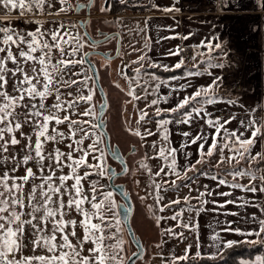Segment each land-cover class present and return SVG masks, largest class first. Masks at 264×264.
Here are the masks:
<instances>
[{"label": "snow or ice", "instance_id": "6c2138e0", "mask_svg": "<svg viewBox=\"0 0 264 264\" xmlns=\"http://www.w3.org/2000/svg\"><path fill=\"white\" fill-rule=\"evenodd\" d=\"M92 2L93 0H89L88 5H73L70 0H0V264H125V257L121 255L125 242L117 238V233L121 232V220L116 218L114 209L117 205L113 200V193L101 191L103 185L99 180L90 179L106 174L111 179L115 175L111 168L105 165L104 150L98 147L102 142L101 137L95 136L84 127L89 125L95 129L99 125L93 124L91 120L73 118L95 117L97 108L102 113L106 107L100 103L85 108L82 112L77 110L81 102L91 104L93 101L95 89L89 86L93 77L81 71L88 63L85 60L88 53L82 52V49L86 44L95 49L97 43L92 41L89 44L79 31L73 35V29L78 28L75 24L66 25L55 20L45 22L40 18L45 14L54 17L73 8L78 10L90 7ZM120 2L127 3V0ZM261 7H264V3ZM107 10L100 8L101 12ZM173 10L179 11L174 8L164 9L167 12ZM13 12L17 14V18L32 24L33 29L18 30L13 26ZM201 46L205 47L209 54L221 48L220 43L213 45L211 41H202L201 45L193 47ZM181 51L182 49L178 48L169 55L179 56ZM203 55L204 53L197 52L191 57L195 71L186 70L183 76L174 75L161 79L155 73L145 71L144 76L148 79L144 80L143 85L140 80L144 66L140 64V67L135 69L136 86L143 87L146 94H151L149 88L158 93L161 85L171 87L173 92L185 91L190 85L171 86L170 81L212 75L208 71L209 68L223 67V64H213L211 55L207 60L196 63L197 56ZM144 59L145 57L141 56L133 63ZM184 64V59H180L172 67L155 63L149 66L174 71L182 68ZM200 64H207V67L201 70ZM220 79L217 77L212 84L194 89L192 93L180 98L173 107L157 106L161 102L168 103L169 96L165 95H157V98L146 105L147 108L157 106L154 115L159 118L155 125L160 133V143H152L151 148L155 155H146L145 159H158L162 163L155 172L147 163L141 162L140 167L145 169L150 177H159L161 174L176 177L171 181L161 182L152 179L149 185L155 190V196L154 205L148 207L157 226L161 220L170 219L177 221L178 227L197 232L199 224L195 217L206 210L203 205L208 203L203 197L213 193L208 185H203L204 191L195 189L198 195L192 196V185L198 176H210L212 180H217L216 175H211L210 171L198 166L219 168L227 161L232 169L227 174L233 181L237 178L248 180L246 184L234 182L230 185L231 188L264 193V146L254 151L258 147L257 142L264 137V116L256 115L257 110L254 108L247 119L239 121L240 128L232 130L226 125L237 119L234 114L213 117L207 106L221 101L215 91ZM152 81L156 82L154 86ZM129 89L127 95L133 100L146 98L136 94L131 82ZM148 115L146 110L141 109L137 123L144 121ZM196 121H202L213 131L205 133L201 130L196 134L183 131L181 135L186 138L185 142L180 148L171 147L168 125L175 123L191 126ZM61 126L64 130H61ZM129 131L141 140L156 134L150 129H145L143 134L139 130ZM246 132L249 134L245 135ZM86 140L91 143L85 145ZM189 145H197L199 158L194 163L178 165L177 153ZM225 149L230 155H224ZM217 151L219 159L213 165L211 159ZM97 152L100 153L98 156L95 155ZM112 154L114 158L119 159L115 151ZM184 155L187 158L190 153L185 152ZM233 161L235 165L247 162L248 167H236L232 164ZM124 171H127L126 167ZM189 173L194 175L190 176ZM178 180L188 183L178 184ZM226 183L225 179L218 181L219 185ZM85 184L88 185L87 191ZM164 185H168V188ZM181 187L189 188V195L162 203L165 198L160 195L161 190L179 191ZM219 194L231 195L228 192ZM192 200L198 201L201 206L193 205ZM240 201V207L250 203L243 198H240ZM226 203L232 204L236 201L228 200ZM173 206H179V210H174ZM166 209L172 211L171 216L156 215V212L163 213ZM261 210L264 211V208ZM185 213L189 215L185 217ZM113 219L115 224L109 222ZM252 219L258 224V231L247 235L260 236L264 233V218L253 216ZM113 228L115 232L112 231ZM161 234L185 238L182 232L177 233L172 228L164 229ZM211 239L219 252V235L214 234ZM234 243L236 242L226 241L224 246L231 248ZM192 248L189 244L184 254L173 256L169 264L202 258L199 244L197 243L194 254ZM250 264H264V256H256Z\"/></svg>", "mask_w": 264, "mask_h": 264}, {"label": "crops", "instance_id": "0c3cea01", "mask_svg": "<svg viewBox=\"0 0 264 264\" xmlns=\"http://www.w3.org/2000/svg\"><path fill=\"white\" fill-rule=\"evenodd\" d=\"M262 3L264 0L142 1L143 5L148 6L140 9V12L133 16L137 15L142 17L141 20L143 19L142 25L146 29V37L144 38L146 41L149 40V47L146 50L150 63L172 67L180 59H184L185 65L192 66L194 62L185 56V51L192 49L194 54L197 52L204 53L203 56H197L195 61L197 63L214 53L215 58L213 59L218 60H214L212 63L223 64V67L209 68L208 71L212 75L205 74L188 77L187 80L170 81L171 86L190 85L185 91L173 92L171 87L161 85L157 95L169 96V101L167 104L161 102L159 107H173L184 95L192 93L194 89L201 86H208L212 84L214 79L220 77L219 86L215 89L216 93H227L231 98L207 106L213 117L234 114L237 119L226 125L228 129L232 130L239 129V121L247 119L250 111L254 108L257 110L256 115L264 116V7H261ZM166 8L179 9V11L167 12L164 11ZM125 24L127 25V23ZM134 26L133 23L128 24V27ZM129 30L127 34H124L126 42L127 37L132 38L130 37L131 29ZM185 36L188 39H183ZM202 41L205 43L211 41L213 45L220 43L221 48L209 54L203 46L193 47L201 45ZM127 44L135 45L131 42ZM130 45L127 48L130 55L128 59L133 58L130 52V49L131 51L133 49ZM178 48L182 49L179 56L169 55L170 52ZM136 52L138 54V48H136ZM226 57H229V62L226 61ZM200 68L203 67L200 65ZM131 70L134 72L133 69ZM156 75L161 79L170 78ZM115 90L121 95L125 94L118 87H115ZM130 98L129 96L128 99ZM228 101H235L236 103L231 104ZM169 128L170 141L174 148H180L181 144L185 142L186 138L181 135L183 131H189L192 134L201 130L205 133L213 131L207 128V125L203 124L202 121H196L191 126L173 123L169 125ZM248 134L245 133V135ZM257 144L258 147L254 151L260 150L261 146H264V137ZM185 152L190 153L187 158L184 155ZM198 158L197 145H189L177 153V163L181 166L189 162L194 163ZM200 177L201 182L208 185L213 193L211 196L205 195L203 197L208 201L207 204L203 205L206 210L195 217L199 224L196 247L198 243L202 255H217L225 247L224 242L226 241H256V235H247V233L258 231L259 226L253 221V216L258 219L264 218V211L261 210L264 208V193L260 191L256 193L245 192L241 189H233L227 183L219 185L218 179L214 181L209 176ZM221 192H228L231 195L222 196L219 194ZM240 198L246 199L250 203L240 207ZM228 200H235L236 203H226ZM231 213H237V215ZM225 229H238L239 231H226ZM214 234H218L220 238L219 252L211 239Z\"/></svg>", "mask_w": 264, "mask_h": 264}, {"label": "rangeland", "instance_id": "374dc122", "mask_svg": "<svg viewBox=\"0 0 264 264\" xmlns=\"http://www.w3.org/2000/svg\"><path fill=\"white\" fill-rule=\"evenodd\" d=\"M120 2V0H115ZM143 0H127L128 7L125 6V9H122L123 13L129 14L127 19H124L122 22L121 17H113L114 21L113 24L115 26L121 27L122 32L127 34L128 30L131 29L130 32V37H127V42H125V48L123 49L122 53L114 58V59H103L100 62V66L102 67V74L109 75L110 78V83L113 84L112 88L113 93L111 96H113V106H112V121H111V127H112V133L114 135L113 139H117L120 143L127 142L129 138H134L135 142L137 143V152L135 155L129 158L130 162V170L125 178V180H128L130 182V188L132 190V195L134 196V199L136 201V211L134 212L133 215V222L135 224V228L138 230V232L141 237L146 240V247L147 251L145 254V259L143 260L145 263L144 264H169V261L173 256H181L184 254L185 248L191 244L193 246L192 248V254H194L195 249H196V238H197V232H189L187 229L178 227V222L177 221H172L170 219H164L161 220L160 225L157 226L156 222L153 218V213L149 210V205H154V196H155V190L153 188H150L149 185L151 184L152 179H155L157 182H161L162 180H168L171 181L173 179H176L175 176H164L161 174L159 177H150L148 172L140 167V163L144 162L149 165L150 168H152L153 172L158 171L159 166L161 165V161L158 159H145V156H154L155 153L153 152L151 145L153 142H156L157 144L160 143V133L157 132L156 130V125L155 121L159 118L155 117L154 115V110L155 107L157 106H152L151 108H147L146 105L149 104V102L152 99L157 98V93L153 92L151 88H149V93L151 94H146L143 90V87H137L135 83L136 79V72L135 69L137 67H140V64H143V68L141 69V77L142 79L140 80L141 85H143L144 80H147L148 77L144 76V72L147 71L149 68H151L149 65L151 64L149 62V57L147 54V50L149 47V40H145L144 37H146V29L142 25V17L139 16H133L137 13L140 12V8H142L141 5ZM107 2L111 3V6L114 2V0H100L101 7L106 8L108 5ZM70 3H72V0H70ZM74 5V4H73ZM130 5V6H129ZM100 7V8H101ZM109 12V11H108ZM0 14H2V10H0ZM65 16L71 15V18H62V16H48L45 14L44 16L40 17L42 20L45 22H51L53 20L58 21V22H64L66 25L67 24H75L78 26L77 29H73V35L76 34L77 31H79L80 35H84L83 31L81 30V27L79 23H77L76 19H85V14L84 12L81 13L78 17L76 16L75 8L73 10L68 11L67 13H62ZM76 16V17H75ZM110 17V16H109ZM112 18V17H110ZM117 19V20H116ZM11 21L13 26L17 27L18 30H32L33 25L28 24L24 22V19H17V14L15 12L12 13L11 15ZM77 23V24H76ZM127 23V25L125 24ZM135 24L134 27H128V24ZM49 26H53L49 24ZM123 27V29H122ZM130 31V30H129ZM85 40L88 41L90 44V41L85 37ZM128 42L135 43V45H130L132 46L131 48L133 49L131 52V55L133 58L128 59L130 57L127 48ZM85 46L88 47L86 44ZM136 48H138L139 52L137 54ZM147 48V50H146ZM214 54V53H213ZM211 54L212 61L218 60V59H213L215 58L214 55ZM144 56L145 59L142 61H139V63H133L134 61H138L139 57ZM209 57V56H208ZM208 57L203 58L205 60L208 59ZM226 61L229 62V57H226ZM197 63V62H196ZM193 64V63H192ZM203 68L205 67L206 64H200ZM202 68V69H203ZM90 68L85 64L81 71L86 72L88 76L92 77L91 71L89 70ZM134 72H132V70ZM79 79H82V77H79ZM131 82L132 88L135 89V92L137 95L142 98L140 100H133L132 97L130 99L129 96H127L129 89V84ZM154 86L156 83L155 81L151 82ZM119 85L118 89H121L125 94L119 95L117 94L115 87ZM89 86L94 88V80L89 81ZM115 86V87H113ZM105 90L108 94V87H105ZM85 94H87V89H85ZM120 105V106H118ZM94 106V103L92 101L91 104H84L83 102L80 103V109L78 111L82 112L85 110V108L92 107ZM144 109L148 112V116L145 118L144 121H141L139 124L137 121L139 120L140 116V110ZM81 120H91L93 124H95V117H82L78 116ZM86 127L89 129L90 132H93L95 136L101 137V143L98 145V147L105 152V161H109V155L106 151L105 147V140L104 137H102L100 131L97 129L90 128L89 125H86ZM169 128V125H168ZM131 130H139L142 134L144 133L145 129H150L152 132L156 133L154 136H146L144 140H141L139 136L132 135V132L129 131ZM61 130L63 128L61 127ZM170 130V128H169ZM128 134V135H125ZM94 136V138H95ZM170 139V137H169ZM88 143H91V141L88 140V142H85V145ZM172 147V145L170 144ZM126 151L129 150L130 148L125 147L124 148ZM100 153L97 152L95 155H99ZM225 156L230 155L227 149H225ZM219 159V152L216 153V155L211 159V163L214 165L216 161ZM233 165H235V161L232 162ZM106 165V162H105ZM224 165V167H222ZM236 167H244L247 168L248 164L247 162H241V165H235ZM204 168L205 171L209 170H214L216 173H220L222 176L232 179L230 175H228V171L232 170L231 166L227 161H225L223 164L220 165L219 168H212L209 169L206 165L201 166ZM167 170V169H166ZM22 174V172L20 173ZM190 176L194 175V173H189ZM90 179H98L100 184L103 185V188L101 191L103 192H109L111 189L108 186V179H107V174L103 177H90ZM233 180V179H232ZM201 177L198 176V178L195 180V183L192 185L193 191L191 192L192 196H197L198 191L195 189H198L199 191H204L203 188V182H201ZM236 181H241L243 184L248 183L247 178H237ZM178 184L180 183H188L187 181H177ZM165 188H168V185H164ZM85 189L87 191L88 185L85 184ZM160 195L164 196V201L162 203H167L168 200L171 199H176L177 197L182 198L185 195H189V188L187 187H181L179 191H176L174 189H169L168 191H163L161 190ZM116 196L113 195V200L116 203ZM143 198V199H142ZM191 203L194 205L196 203V206L199 207V203L196 200H192ZM117 204V203H116ZM174 210H179V206H173ZM186 207V206H185ZM116 213V218L119 219L118 215V209H114ZM156 215L163 216V217H169L172 215V211L166 209L163 213L156 212ZM189 214L185 213V217H187ZM154 220V221H153ZM112 224H115V220H110L109 221ZM172 228L175 232L180 233L182 232L184 234V239H180L179 237H174L172 235H162V231L164 229ZM135 229V230H136ZM113 232H115V228L112 229ZM154 235V237H150V235ZM117 238L118 239H123L124 240V251L121 255L125 257V264L131 253L135 250L134 245L129 239V236L125 230L124 224L121 221V232L117 233ZM115 241H112L114 243ZM264 243V238L262 240ZM161 245L160 247H157V245ZM144 245V244H143ZM145 247V246H144ZM145 247V249H146ZM148 252V253H147ZM27 254V252L25 253ZM151 256V257H150ZM259 256V255H258ZM255 260V259H254ZM250 260V262L254 261ZM140 264H143L141 261Z\"/></svg>", "mask_w": 264, "mask_h": 264}, {"label": "flooded vegetation", "instance_id": "af4514ba", "mask_svg": "<svg viewBox=\"0 0 264 264\" xmlns=\"http://www.w3.org/2000/svg\"><path fill=\"white\" fill-rule=\"evenodd\" d=\"M88 2H89V0H72V4H74V5L75 4L87 5ZM107 4L108 5H106L107 6L106 9H108V10L104 11V12L100 11V7H101L100 0H94L91 7H90L91 16H90V19L88 22V30L91 34V39H89L88 36L85 35V32L83 31L81 25L79 24L81 27V30L83 31V33L85 35V37L90 41V43L92 42V40L96 41V43H97V47L95 49H93L89 46L88 47L85 46L84 49H82V52L89 53V60L92 61L98 67L100 81H101V84H102L104 90H105V87H108V94L105 90L107 100H108V105H107V109L104 113L103 119H105V121H106V128L110 134V142H111L112 150L114 148V145H117L120 148L123 156L125 157V161H126V165H127V171L126 172H123L124 166L122 165V163L118 159L114 158L111 155V153L108 151V147H107V143H106V139H105L104 134L99 130V128H95V130L97 129L98 131H100L102 137H104L105 147H106V151L109 155V161H110V162H108V161H105V162H106V166L110 167L112 169V172L115 173L114 183L120 184V185H125V191H130V193H131V198H132V201L134 204V210L132 213L131 223H132V226L135 230L136 228H135V224L133 222V215H134V212L136 211L137 204H136V201L134 199V196L132 195V190L130 188V182L128 180H125V178L127 177L129 170H130L129 158L132 157L133 155H135V153L137 152V148H136L137 143L135 142L134 138H129L127 140V142H124L123 144L120 143L119 141H117V139H113L114 135L112 133L113 131H112V127H111V121H112V115H113V112H112L113 96H111V94L113 93L112 89H114V88H112V84L110 83L111 81H110L109 75L104 76V74H102L103 69L100 66L101 60L107 59V58L101 54L93 53L94 51H101L105 54L106 53L109 54V56H113L117 52H120V54L122 53L123 49L125 48V42H126L125 35L122 32L121 27L115 26V24H113L112 21H114L113 17H121L120 21L122 22L124 20V18H126L129 14L123 13V12L113 13L111 3L107 2ZM87 10H88V7H83V8H81V13L84 12V14H86ZM75 12H76V9H75ZM60 16H62V18H71L72 17L71 15L64 17V14H62V13L58 17H60ZM76 16L77 17L79 16V14L77 12H76ZM109 16L112 18H110ZM25 19H27V18H25ZM85 19H86V16H85ZM85 19H83V20H85ZM76 20H77L76 22L79 23L80 19H76ZM115 32L120 33V35H114V36L108 37L109 35H112V33H115ZM86 65L88 66L87 63H86ZM91 74H92V71H91ZM92 77H93V75H92ZM78 79H79V77H78ZM93 80H94V77H93ZM94 89H95V92H94V96H93V103H94V105H98L102 102V97H101L100 92L98 91L95 80H94ZM117 94H119V92ZM119 95H121V94H119ZM118 106H120V105H118ZM79 109H80V104H79L77 110H79ZM96 111H97V115L95 116V124H98L99 109L97 108ZM73 118L80 119L78 116H74ZM61 127L63 128V126H61ZM84 127H86V125H84ZM63 130H64V128H63ZM125 135H128V134H125ZM85 142H88V140H86ZM125 147H128L130 149L126 151L124 149ZM107 179H108V183H109L108 186L111 189V192L113 193V195H115L117 197L116 198V203H117L116 205H117L118 215H119V219H120L119 206H120V203L123 201V199L120 197V195L115 193L113 191V189L110 187V179H109L108 175H107ZM122 223L124 224L123 221H122ZM124 227H125V224H124ZM125 230L127 232L126 227H125ZM136 231H138V230L136 229L135 232ZM127 234H128V232H127ZM136 234L138 236H140L144 246L146 247L147 241L144 240V238L141 237V235L138 232H136ZM150 237H154V235L152 234V235H150ZM129 239H130V237H129ZM130 241H131V239H130ZM132 244H133V242H132ZM134 247H135V245H134ZM136 250L137 249L135 247V250L131 254H133ZM146 251H147V247H146ZM146 251L143 254V258H139L137 260V264H140L141 261L143 262V264L145 263L143 260L145 259ZM126 263H127V261H126Z\"/></svg>", "mask_w": 264, "mask_h": 264}, {"label": "water", "instance_id": "95a60500", "mask_svg": "<svg viewBox=\"0 0 264 264\" xmlns=\"http://www.w3.org/2000/svg\"><path fill=\"white\" fill-rule=\"evenodd\" d=\"M88 3H87V5H88ZM83 5H85V4H83ZM90 7H88V10H87V12L85 14L86 19L85 20H83V19L79 20V24L81 25L83 31L85 33H87V36H88L89 39H91V34H90L89 30H88V22H89V19H90V16H91ZM76 12L79 15H81V8L76 10ZM114 35H120V33L115 32V33H112V35H109L108 37H111V36H114ZM93 53L101 54L104 57H106L107 59H114V58L118 57L119 54H120V52H117L115 55L109 56V54H107V53L105 54V53H103L101 51H94ZM85 60L88 61L87 64H88V66L90 67V69L92 71V75L94 77L96 86L98 88V91L101 94V97H102V102L101 103L106 105V107L103 109L102 113L99 110V113H98V125H99V127L98 128L105 136L107 147H108V151L111 153L112 156H113V154H112L113 151H115L118 154V156H119L118 160L120 162L123 161L122 165L124 166V168L125 167L127 168L125 157L123 156L120 148L117 145H114V148L112 150V147H111L110 134H109V132H108V130L106 128V121H105V119H103L104 113H105V111L107 109L108 100H107L106 92H105V90H104V88H103V86L101 84V81H100L98 67L92 61L89 60V53H88V56L85 57ZM123 172H125V171H123ZM110 187L113 189V191L115 193L120 195V197L123 199V201L120 203V206H119L120 219L124 222L125 227H126L127 232H128V235H129L131 241L133 242V244L135 245V247L137 249L134 252L135 255H133V254L130 255L131 259H128L126 264H137V260L139 258H143V254L146 251V249H145V247L143 245V242H142L140 236H138L136 234V232H135V230H134V228L132 226V223H131L132 213H133V210H134V204H133V201H132V198H131V193H130V191H125V185H120V184H115L114 183V175L110 179Z\"/></svg>", "mask_w": 264, "mask_h": 264}, {"label": "trees", "instance_id": "16d2710c", "mask_svg": "<svg viewBox=\"0 0 264 264\" xmlns=\"http://www.w3.org/2000/svg\"><path fill=\"white\" fill-rule=\"evenodd\" d=\"M125 6L128 7L127 3H121L118 1L113 2L112 12L118 13L125 9ZM130 6V5H129ZM142 8H146L148 5H141ZM130 8V7H128ZM140 8V9H142ZM148 70L161 75L163 77H172V76H183L186 70L195 71L192 66H184L180 69H175L174 71H164L162 68H149ZM203 70V69H201ZM221 100L230 99L231 96L227 93H216ZM158 118V117H157ZM211 175H216L217 179H225L227 184L240 183L241 181H233L222 176L220 173H216L214 170H209ZM210 177V176H209ZM264 238V233L260 236H257L256 243H252L250 240H241L233 244L231 248L224 247L220 253L217 255H202V258L189 261H179L178 264H245L250 260H254L256 256H264V243L262 242Z\"/></svg>", "mask_w": 264, "mask_h": 264}, {"label": "built area", "instance_id": "2783aa9c", "mask_svg": "<svg viewBox=\"0 0 264 264\" xmlns=\"http://www.w3.org/2000/svg\"><path fill=\"white\" fill-rule=\"evenodd\" d=\"M193 55H194V53H193V50H192V49H187V50L185 51V56H186L187 59L191 60V57H192Z\"/></svg>", "mask_w": 264, "mask_h": 264}]
</instances>
